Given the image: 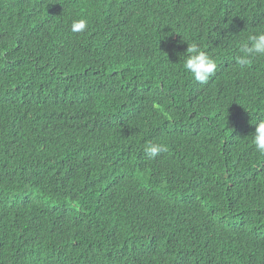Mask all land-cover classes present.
I'll list each match as a JSON object with an SVG mask.
<instances>
[{
  "label": "trees",
  "instance_id": "16d2710c",
  "mask_svg": "<svg viewBox=\"0 0 264 264\" xmlns=\"http://www.w3.org/2000/svg\"><path fill=\"white\" fill-rule=\"evenodd\" d=\"M261 31L264 0H0V264H264Z\"/></svg>",
  "mask_w": 264,
  "mask_h": 264
},
{
  "label": "clouds",
  "instance_id": "9594fccd",
  "mask_svg": "<svg viewBox=\"0 0 264 264\" xmlns=\"http://www.w3.org/2000/svg\"><path fill=\"white\" fill-rule=\"evenodd\" d=\"M88 26L86 18H78L72 21L70 30L72 33H83L87 31ZM241 52L236 58V64L240 68L247 67L257 57H264V31L248 35L247 43L243 45ZM181 56L184 57L183 68L201 84L207 83L216 72V61L195 42L187 44L186 53ZM250 138L256 152L264 156V120L255 124V131ZM165 151L167 148L162 143L148 142L144 146V153L150 159H155Z\"/></svg>",
  "mask_w": 264,
  "mask_h": 264
}]
</instances>
